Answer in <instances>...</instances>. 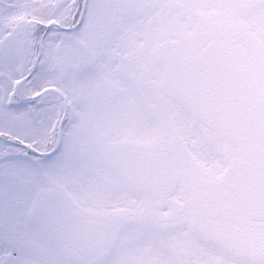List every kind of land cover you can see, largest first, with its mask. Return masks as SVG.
<instances>
[{"label":"snow or ice","instance_id":"obj_1","mask_svg":"<svg viewBox=\"0 0 264 264\" xmlns=\"http://www.w3.org/2000/svg\"><path fill=\"white\" fill-rule=\"evenodd\" d=\"M0 264H264V0H0Z\"/></svg>","mask_w":264,"mask_h":264}]
</instances>
